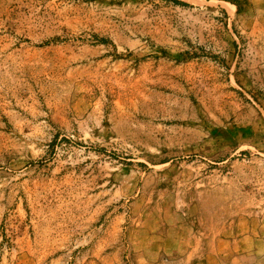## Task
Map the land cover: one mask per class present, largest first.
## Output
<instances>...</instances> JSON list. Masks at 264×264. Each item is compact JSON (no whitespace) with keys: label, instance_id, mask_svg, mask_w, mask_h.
Here are the masks:
<instances>
[{"label":"rangeland","instance_id":"obj_1","mask_svg":"<svg viewBox=\"0 0 264 264\" xmlns=\"http://www.w3.org/2000/svg\"><path fill=\"white\" fill-rule=\"evenodd\" d=\"M0 264H264V0H0Z\"/></svg>","mask_w":264,"mask_h":264}]
</instances>
